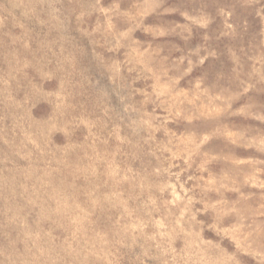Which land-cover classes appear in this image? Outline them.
Here are the masks:
<instances>
[{
    "label": "rangeland",
    "instance_id": "374dc122",
    "mask_svg": "<svg viewBox=\"0 0 264 264\" xmlns=\"http://www.w3.org/2000/svg\"><path fill=\"white\" fill-rule=\"evenodd\" d=\"M0 264H264V0H0Z\"/></svg>",
    "mask_w": 264,
    "mask_h": 264
}]
</instances>
